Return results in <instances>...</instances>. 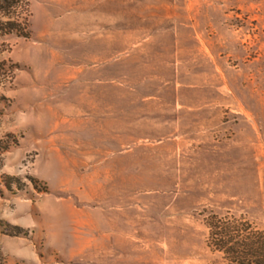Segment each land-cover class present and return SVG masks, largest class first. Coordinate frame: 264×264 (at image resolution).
<instances>
[{"label":"rangeland","instance_id":"374dc122","mask_svg":"<svg viewBox=\"0 0 264 264\" xmlns=\"http://www.w3.org/2000/svg\"><path fill=\"white\" fill-rule=\"evenodd\" d=\"M0 27V264H264V0H0Z\"/></svg>","mask_w":264,"mask_h":264},{"label":"trees","instance_id":"16d2710c","mask_svg":"<svg viewBox=\"0 0 264 264\" xmlns=\"http://www.w3.org/2000/svg\"><path fill=\"white\" fill-rule=\"evenodd\" d=\"M7 26V25H6ZM1 28V27H0ZM2 30H5V29H0V31H2ZM5 188L8 190V191H10V186L7 184V185H5ZM11 229L13 230V232L11 233L13 236H18V235H21V234H23L22 232H21V229L19 228V227H11Z\"/></svg>","mask_w":264,"mask_h":264}]
</instances>
